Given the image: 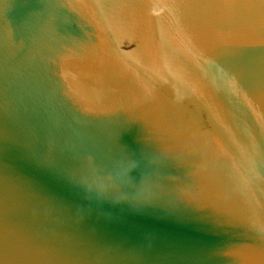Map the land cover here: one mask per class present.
Here are the masks:
<instances>
[{
    "label": "water",
    "instance_id": "95a60500",
    "mask_svg": "<svg viewBox=\"0 0 264 264\" xmlns=\"http://www.w3.org/2000/svg\"><path fill=\"white\" fill-rule=\"evenodd\" d=\"M0 264H264V0H0Z\"/></svg>",
    "mask_w": 264,
    "mask_h": 264
}]
</instances>
